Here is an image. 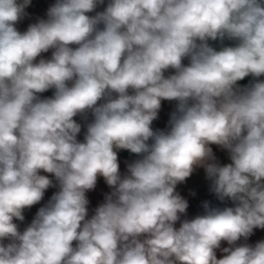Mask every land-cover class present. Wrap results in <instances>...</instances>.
Segmentation results:
<instances>
[{
  "label": "clouds",
  "instance_id": "obj_1",
  "mask_svg": "<svg viewBox=\"0 0 264 264\" xmlns=\"http://www.w3.org/2000/svg\"><path fill=\"white\" fill-rule=\"evenodd\" d=\"M31 3L0 0V264H264L236 243L264 229V0H55L19 31ZM197 168L234 206L181 220Z\"/></svg>",
  "mask_w": 264,
  "mask_h": 264
},
{
  "label": "crops",
  "instance_id": "obj_2",
  "mask_svg": "<svg viewBox=\"0 0 264 264\" xmlns=\"http://www.w3.org/2000/svg\"><path fill=\"white\" fill-rule=\"evenodd\" d=\"M105 2H107V0H105ZM54 3L55 0H32L31 5L26 9L29 15L17 24L18 30L22 32L26 31L30 23H34L41 18H46L47 9ZM210 44H212V46L216 47L217 49H219V47L221 46L218 41H210ZM224 44L231 46L232 44H234V41L225 40ZM42 56H44V58H50L51 50L48 53L42 54ZM259 79L264 80V76L260 77ZM252 80H253L252 77H246L243 81H239L238 83L243 86L249 84ZM52 91L53 90H49L40 95L42 96V98L49 97L52 95ZM174 106H175V102L162 101V107L159 113V118L153 122V128L163 129L167 126L169 114L173 110ZM74 119H76L77 122H80L82 124V130L81 133L78 135V139L83 141L84 133L86 131V128L83 127L84 121L80 117H75ZM211 147L213 148V152L215 153L217 160L222 165L231 163L226 150H223L216 145H212ZM137 158L138 157L136 156V154H132L127 150H120L118 152V161L120 164V172L122 175L127 173V165ZM41 174L50 176V174H46V173H41ZM210 187H211V181L208 180L203 168H197L190 177L186 178V180L183 183L177 185L176 191L184 199H186L189 204V207L186 210V214L181 216V220L192 219L197 215H203L205 212L203 204L205 202H208L209 206L213 208L222 209L224 207L234 206L233 202L230 200H225L223 202L218 200L216 195L210 190ZM57 190H58L57 187H52L46 190L45 195L40 203L33 205L31 208H27L23 211V215L25 217L23 221L14 220V222L18 225V228L21 232L30 225L38 209L44 206ZM109 191L110 189L107 186V184L104 182L103 177H99L97 180L96 188L86 193L90 201L88 205V211H89L88 218H90L91 215L94 214V209L100 203L103 202L105 194L108 193ZM179 224L180 222L178 221L175 226L179 227ZM261 240H264V229H254L253 234L249 236L247 240L241 238L236 243L237 244L247 243L250 245H254L256 242ZM7 242L8 241H5V243ZM224 247H231V246L228 245L226 241H222L221 249ZM221 249L216 250L218 259L222 258L224 255Z\"/></svg>",
  "mask_w": 264,
  "mask_h": 264
},
{
  "label": "rangeland",
  "instance_id": "obj_3",
  "mask_svg": "<svg viewBox=\"0 0 264 264\" xmlns=\"http://www.w3.org/2000/svg\"><path fill=\"white\" fill-rule=\"evenodd\" d=\"M105 3H107V2H105ZM102 10H103V7H100V8L97 9V11H102ZM92 14H94V13H92ZM184 63L187 64L188 61L185 60ZM169 71L171 72L172 70H169ZM176 224H177V223H176Z\"/></svg>",
  "mask_w": 264,
  "mask_h": 264
}]
</instances>
